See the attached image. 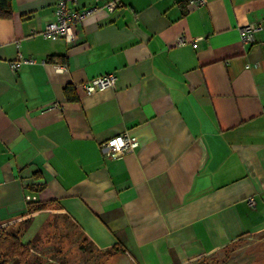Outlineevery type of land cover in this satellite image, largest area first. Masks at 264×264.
<instances>
[{
  "label": "crops",
  "instance_id": "1",
  "mask_svg": "<svg viewBox=\"0 0 264 264\" xmlns=\"http://www.w3.org/2000/svg\"><path fill=\"white\" fill-rule=\"evenodd\" d=\"M56 1L0 8V226L63 213L109 264H187L264 231V0H76L97 9L74 43L40 34ZM18 54L36 62L13 70ZM124 131L134 151L104 155Z\"/></svg>",
  "mask_w": 264,
  "mask_h": 264
},
{
  "label": "rangeland",
  "instance_id": "2",
  "mask_svg": "<svg viewBox=\"0 0 264 264\" xmlns=\"http://www.w3.org/2000/svg\"><path fill=\"white\" fill-rule=\"evenodd\" d=\"M28 222L0 226V235L17 231L22 243L32 239L26 259L10 264H109L112 260L114 250L95 248L63 213L52 214L37 231ZM187 264H264V231L245 235Z\"/></svg>",
  "mask_w": 264,
  "mask_h": 264
},
{
  "label": "built area",
  "instance_id": "3",
  "mask_svg": "<svg viewBox=\"0 0 264 264\" xmlns=\"http://www.w3.org/2000/svg\"><path fill=\"white\" fill-rule=\"evenodd\" d=\"M203 0H186V5L189 7H197L203 4ZM76 0H57L54 9V18L47 21L40 31V34L45 38L52 40L63 39L67 43H74L77 39L76 30L80 22L91 15L97 7L77 8L75 6ZM106 10L113 11L116 7L114 0L109 1L104 6ZM261 29V25L258 23H248L241 28V42L250 43L253 41L254 33ZM200 37H195L191 40L193 47H196V42ZM186 38L181 35L177 38V44H184ZM36 62L33 57H26L18 54L16 58L10 62V67L13 70H17L24 64H31ZM42 63L45 60L41 61ZM250 65H246L248 68ZM56 69L63 70L62 66L55 65ZM116 75L113 72H109L92 79L86 80L82 88L86 93H92L96 90H103L114 86ZM58 104L54 103L48 108L56 107ZM139 141L136 135L124 131L118 135H115L106 141L100 143L99 147L104 155L112 157L131 153L138 146ZM249 205L253 206L254 201L250 197L248 199Z\"/></svg>",
  "mask_w": 264,
  "mask_h": 264
},
{
  "label": "trees",
  "instance_id": "4",
  "mask_svg": "<svg viewBox=\"0 0 264 264\" xmlns=\"http://www.w3.org/2000/svg\"><path fill=\"white\" fill-rule=\"evenodd\" d=\"M10 6L11 0H0V8L5 13L10 11ZM64 93L68 100H76L74 88L71 85H66L64 87ZM48 205L49 203H29V209L41 210L47 208ZM20 236L21 235L17 234V231L15 233L0 235V264H10L11 261L25 260V257L29 255L31 249L30 241L32 239L29 242L22 243V241H20Z\"/></svg>",
  "mask_w": 264,
  "mask_h": 264
}]
</instances>
